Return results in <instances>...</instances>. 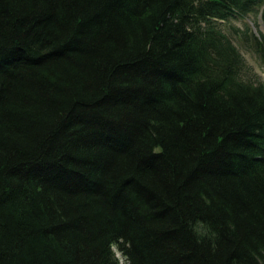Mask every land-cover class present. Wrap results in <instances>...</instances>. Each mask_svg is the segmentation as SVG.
<instances>
[{
  "label": "trees",
  "instance_id": "16d2710c",
  "mask_svg": "<svg viewBox=\"0 0 264 264\" xmlns=\"http://www.w3.org/2000/svg\"><path fill=\"white\" fill-rule=\"evenodd\" d=\"M264 0H0V264H264ZM257 25V23H256Z\"/></svg>",
  "mask_w": 264,
  "mask_h": 264
},
{
  "label": "rangeland",
  "instance_id": "374dc122",
  "mask_svg": "<svg viewBox=\"0 0 264 264\" xmlns=\"http://www.w3.org/2000/svg\"><path fill=\"white\" fill-rule=\"evenodd\" d=\"M257 23V25H256ZM233 24H235L237 27H244L245 24H248L249 26L252 27L253 31H255L256 33H258V31H262L264 32V25L261 21V17L260 16H250L249 18L245 19V20H241V21H236L233 22ZM245 57L248 61V63L253 67L254 71L260 76V78L264 81V70L261 66V64L258 62V60L253 57L251 54L245 52Z\"/></svg>",
  "mask_w": 264,
  "mask_h": 264
}]
</instances>
